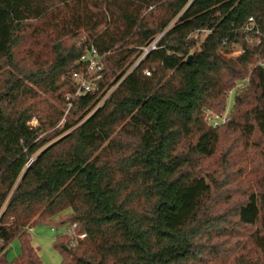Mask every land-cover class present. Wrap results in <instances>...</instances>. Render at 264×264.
<instances>
[{
    "label": "trees",
    "instance_id": "obj_1",
    "mask_svg": "<svg viewBox=\"0 0 264 264\" xmlns=\"http://www.w3.org/2000/svg\"><path fill=\"white\" fill-rule=\"evenodd\" d=\"M92 45L100 89L68 98ZM263 63L264 0H0V264H44L41 223L86 233L62 264H264ZM226 139L254 182L218 213Z\"/></svg>",
    "mask_w": 264,
    "mask_h": 264
},
{
    "label": "rangeland",
    "instance_id": "obj_2",
    "mask_svg": "<svg viewBox=\"0 0 264 264\" xmlns=\"http://www.w3.org/2000/svg\"><path fill=\"white\" fill-rule=\"evenodd\" d=\"M205 32L200 34V37H204ZM239 51H235L234 55H237ZM233 95L230 96L228 103L232 104ZM67 112V111H66ZM211 112L208 113V117ZM64 118L60 121L61 124ZM36 120H33L35 124ZM237 147L232 149L230 154L229 166L222 168L218 163L221 157L226 152L227 148L231 145L233 147L232 139H226L223 141L218 154L212 160L213 163V175L216 178V189L213 193L211 206L215 212H223L231 210L234 205L244 199L243 192L249 189L254 182V174L251 173L252 161L246 158V152L242 142H237ZM242 174V176H240ZM244 174V175H243ZM231 197V198H229ZM70 210H66L63 214L69 213ZM57 220V219H55ZM50 223H41L34 227L31 231L33 245L38 249L41 259L44 264H62V256L59 250L53 246L54 240L59 233H62V227L56 232L53 231ZM226 247L228 245H225ZM20 240L15 239L8 249L7 258L9 260L15 259L20 254Z\"/></svg>",
    "mask_w": 264,
    "mask_h": 264
},
{
    "label": "built area",
    "instance_id": "obj_3",
    "mask_svg": "<svg viewBox=\"0 0 264 264\" xmlns=\"http://www.w3.org/2000/svg\"><path fill=\"white\" fill-rule=\"evenodd\" d=\"M157 41L158 38L151 43L150 46L144 48V52L137 62H139L151 49L156 48ZM79 66V70L73 73V80L77 85L76 91L72 95L69 94L67 96L68 98L84 95L88 92L100 89L101 80L104 75V62L103 55L99 53L95 46L92 45L86 48L80 58ZM146 74L150 75V71H146ZM228 111L229 107L222 114L211 112L208 117V121L214 126L224 123L229 119ZM61 227L63 229L62 234H68L71 236L69 247H76L79 241L86 237L85 232H77V223L64 224L59 228L52 225L51 229L57 232Z\"/></svg>",
    "mask_w": 264,
    "mask_h": 264
},
{
    "label": "water",
    "instance_id": "obj_4",
    "mask_svg": "<svg viewBox=\"0 0 264 264\" xmlns=\"http://www.w3.org/2000/svg\"><path fill=\"white\" fill-rule=\"evenodd\" d=\"M191 57H192V55H190V56L188 57V60H189V61H190Z\"/></svg>",
    "mask_w": 264,
    "mask_h": 264
}]
</instances>
